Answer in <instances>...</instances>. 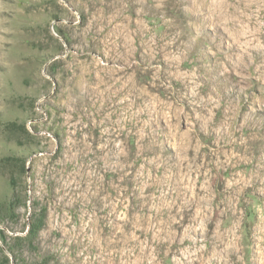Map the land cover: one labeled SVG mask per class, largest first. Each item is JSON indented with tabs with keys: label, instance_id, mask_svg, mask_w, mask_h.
Instances as JSON below:
<instances>
[{
	"label": "rangeland",
	"instance_id": "rangeland-1",
	"mask_svg": "<svg viewBox=\"0 0 264 264\" xmlns=\"http://www.w3.org/2000/svg\"><path fill=\"white\" fill-rule=\"evenodd\" d=\"M0 264H264V0H0Z\"/></svg>",
	"mask_w": 264,
	"mask_h": 264
},
{
	"label": "trees",
	"instance_id": "trees-1",
	"mask_svg": "<svg viewBox=\"0 0 264 264\" xmlns=\"http://www.w3.org/2000/svg\"><path fill=\"white\" fill-rule=\"evenodd\" d=\"M22 168L24 169V164L22 165ZM33 218H34V220H32V221L30 220L28 222V225H29L28 235L35 237L39 233L41 228L44 226L45 218H46L45 210H43V211L39 210V212H37V214L34 213L32 215V219Z\"/></svg>",
	"mask_w": 264,
	"mask_h": 264
}]
</instances>
